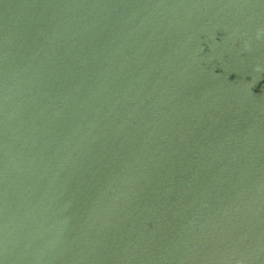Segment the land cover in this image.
Returning a JSON list of instances; mask_svg holds the SVG:
<instances>
[{
    "label": "water",
    "instance_id": "95a60500",
    "mask_svg": "<svg viewBox=\"0 0 264 264\" xmlns=\"http://www.w3.org/2000/svg\"><path fill=\"white\" fill-rule=\"evenodd\" d=\"M0 264H264V0H0Z\"/></svg>",
    "mask_w": 264,
    "mask_h": 264
},
{
    "label": "clouds",
    "instance_id": "9594fccd",
    "mask_svg": "<svg viewBox=\"0 0 264 264\" xmlns=\"http://www.w3.org/2000/svg\"><path fill=\"white\" fill-rule=\"evenodd\" d=\"M260 69H259V67L257 68V71H259Z\"/></svg>",
    "mask_w": 264,
    "mask_h": 264
}]
</instances>
